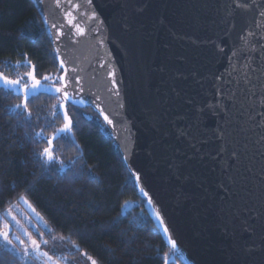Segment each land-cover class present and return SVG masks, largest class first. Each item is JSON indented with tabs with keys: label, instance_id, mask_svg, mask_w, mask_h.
<instances>
[{
	"label": "water",
	"instance_id": "95a60500",
	"mask_svg": "<svg viewBox=\"0 0 264 264\" xmlns=\"http://www.w3.org/2000/svg\"><path fill=\"white\" fill-rule=\"evenodd\" d=\"M32 2L61 69L59 81L38 80L31 66L27 88L19 83L6 85L0 79V89L21 97L19 105L24 109L27 100L38 94L59 97L65 124L71 121L68 104L92 108L98 114L122 155L148 216L172 252L169 261L262 264L264 249H242L231 233L250 245L253 240L258 243L264 233V122L256 116L264 111L259 103L264 96V40L260 39L264 36V17L256 7L264 6V0H240L250 5L247 8L238 7L234 0ZM248 32L256 35L248 36ZM246 40L257 44L254 51ZM233 50L238 55L230 65L228 57ZM246 58H250L251 83L240 84V89H248L243 92L227 81L232 78L230 74L235 75L233 67H239ZM176 73H184L187 79L177 81ZM216 75H221V80H215ZM36 81L39 84L33 88ZM174 82L179 84L180 98L171 92ZM216 89L223 90V98L215 95ZM65 91L68 99L64 98ZM253 93L255 99H246ZM187 99L192 103H185ZM217 100L218 115L206 111L197 133V142L202 138L209 141L197 143L201 152L209 153L196 166L203 177L202 186L197 187L173 175L160 159L158 144L167 142L184 149L187 141L177 139L176 129L188 122L176 116ZM104 115L113 123L108 124ZM154 118L162 124L159 132L152 127ZM71 124L67 131H58L50 144L63 133H69L76 142ZM217 125L226 130L221 139L212 133ZM221 147L224 151L217 155ZM233 151L236 157L231 155ZM220 183L235 193L229 203L251 211L218 219L217 209L224 196ZM245 222L255 230L253 239L244 231Z\"/></svg>",
	"mask_w": 264,
	"mask_h": 264
},
{
	"label": "trees",
	"instance_id": "16d2710c",
	"mask_svg": "<svg viewBox=\"0 0 264 264\" xmlns=\"http://www.w3.org/2000/svg\"><path fill=\"white\" fill-rule=\"evenodd\" d=\"M31 66L38 80L58 83L61 69L32 0H0V74L25 86ZM21 102L0 89V214L23 198L48 225L33 232L38 239H64L96 264H174L98 114L68 104L76 142L63 133L50 144L65 124L59 97L38 94L25 109ZM0 264L30 263L0 242Z\"/></svg>",
	"mask_w": 264,
	"mask_h": 264
},
{
	"label": "snow or ice",
	"instance_id": "6c2138e0",
	"mask_svg": "<svg viewBox=\"0 0 264 264\" xmlns=\"http://www.w3.org/2000/svg\"><path fill=\"white\" fill-rule=\"evenodd\" d=\"M59 2V0H57ZM234 2L237 4L238 7H249L250 5L248 3H241L240 0H234ZM259 11V16L264 17V6L262 5H256ZM55 27V25H54ZM257 27H260L258 24ZM77 28H79V25H77ZM81 32H83V29H79ZM256 33L254 32H248V36H255ZM260 39L264 40V36H261ZM246 45L251 49L255 50L257 47V44L255 43H250L249 41H245ZM219 51L223 53L224 49L217 45ZM238 55L236 50H233L231 55L228 57L229 64L231 65V62L234 58H236ZM63 63V62H61ZM232 73L235 75L232 76L230 74V78L227 81V84H232L235 83L237 89L243 92H247L248 89L247 87L240 89L239 86L240 84H244L245 86L249 85L251 83L250 76H251V69H250V58H246L245 62L240 64L239 67H233ZM193 78L195 79L197 74L193 72L191 74ZM0 79H3L4 83L6 85H16L19 83L18 80H9L7 77H3L2 74H0ZM33 79L35 77L33 76ZM47 79V77L45 78ZM176 79L177 81L180 80H186L187 76L184 73H176ZM215 80L219 81L221 80V75H216L214 77ZM199 82V81H198ZM39 84V81H36L32 87L35 88ZM27 88V85L24 86ZM57 92L60 91V89H56ZM171 92L176 98H180L182 95V92L179 88V84L177 82H174L172 87H171ZM233 96L235 95V92L233 91L231 93ZM215 95L217 97L223 98L225 95L222 89H216ZM64 98L68 99L69 98V93L67 91L64 92ZM167 98H162L161 103H164V101ZM246 99H255V94L253 93L251 96H247ZM185 103L191 104L192 101L191 99L185 100ZM259 103L262 107H264V96H261L259 98ZM219 105V100L215 104L213 103H207L203 106H195L194 109L185 111L183 113H180L176 116L177 120L180 121H187V125L184 127H179L176 129L177 132V139L183 138L184 140L187 141V144L184 149H181L179 147H176L174 145H171L167 142H161L158 144V147L160 149V159L166 164V166L172 170L173 175L176 176L177 179H183L185 181H192L193 183L196 184L197 187L202 186L203 182V177L200 175L199 170L197 169V165L200 164L206 155H209L207 152H201L199 147L197 146V143L199 144H207L209 141L206 138H202L197 142V133L200 132L203 122L205 120V112L207 111L213 116L218 115L217 108ZM63 106V105H62ZM17 107H20V105H17ZM25 108L27 105L24 106ZM99 108V105H97ZM101 114L103 115V112L101 111ZM256 116L260 117L261 121L264 122V111L256 113ZM65 117L67 118V114L65 113ZM253 117L250 116L249 119H252ZM104 120L107 121L108 124H112L113 121L109 119L107 115H104ZM71 121L69 120V123H66L63 127V129H59L58 131H67L70 128ZM153 129L156 131H160L162 128V124L160 120L154 118V122L152 124ZM213 136L217 139H221L226 135V130L221 128L219 125H217L214 129H212ZM157 142L153 141V144L155 145ZM195 150V151H190V150ZM224 151V148L221 147L217 155L222 153ZM44 154L48 156V159L51 160L53 159V154L49 152V149L45 148L43 150ZM233 157L237 156V153L233 151L231 153ZM215 159V157H213ZM136 179H139V176L136 177ZM218 187L223 189L224 191V196L221 198V205L217 209L219 213V217H228L231 216L233 218L237 217L241 211H251V209L248 208H240L237 206L235 203H229V197H233L235 193L231 191V189L226 186L223 183L218 184ZM221 226V225H218ZM167 231V229H165ZM222 231L227 232L228 229L226 227H222ZM244 231H247L250 233L249 239H253L255 235V230L248 227L246 222H245V227ZM234 237L235 240H237L238 244L237 246L242 248V249H250L251 247H257L264 249V233H262L259 236V242L256 243L255 240H253V243L250 245L246 241L245 242H239L238 237L236 236L235 232L231 233ZM0 236L3 237V239L11 244V240L8 238V232H0ZM23 243V241H21ZM47 243V241H45ZM173 247H175V241H172ZM33 246L39 247L37 245L36 241H32ZM25 252L27 253V249H25ZM47 255V253H45ZM92 264H96V261H92ZM264 264V262H262Z\"/></svg>",
	"mask_w": 264,
	"mask_h": 264
},
{
	"label": "rangeland",
	"instance_id": "374dc122",
	"mask_svg": "<svg viewBox=\"0 0 264 264\" xmlns=\"http://www.w3.org/2000/svg\"><path fill=\"white\" fill-rule=\"evenodd\" d=\"M0 219H3L0 232H8V238L12 243H7L2 236H0V242L17 253L27 263L92 264L91 259L77 251L73 245L67 243L64 239L47 241L36 238L33 232L41 234L39 229L48 228V225L43 217L23 198L8 208L3 214H0ZM34 239L39 245L38 248L32 244ZM25 249H27V253Z\"/></svg>",
	"mask_w": 264,
	"mask_h": 264
}]
</instances>
